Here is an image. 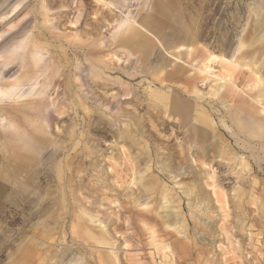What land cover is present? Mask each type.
I'll return each mask as SVG.
<instances>
[{
	"label": "rangeland",
	"instance_id": "1",
	"mask_svg": "<svg viewBox=\"0 0 264 264\" xmlns=\"http://www.w3.org/2000/svg\"><path fill=\"white\" fill-rule=\"evenodd\" d=\"M13 85L0 264H264V0H0Z\"/></svg>",
	"mask_w": 264,
	"mask_h": 264
},
{
	"label": "bare ground",
	"instance_id": "2",
	"mask_svg": "<svg viewBox=\"0 0 264 264\" xmlns=\"http://www.w3.org/2000/svg\"><path fill=\"white\" fill-rule=\"evenodd\" d=\"M239 11V10H238ZM182 49V48H181ZM3 52V51H2ZM223 59H225V58H223ZM217 60V56H214V55H210V57L207 59V61H206V63L205 64H203L202 65V69H199V71L200 72H203V73H206V74H210L211 73V63H213V62H215ZM198 71V70H197ZM258 80V82L256 81V83L257 84H259V83H261V79L260 78H258L257 79ZM206 82V81H205ZM16 86L17 85H13V86H10V87H0V102H3V101H9L10 102V100H13L14 98V95H16V93L15 92H17L16 91ZM16 88V89H15ZM21 89V88H20ZM19 89V90H20ZM21 91V90H20ZM15 93V94H14ZM18 93V92H17ZM19 93H21V92H19ZM18 96V95H17ZM159 96V95H158ZM17 99V98H16ZM19 100V99H18ZM16 101V100H15ZM199 102V101H198ZM203 103V102H202ZM213 104V103H212ZM144 110V109H143ZM176 128V127H175ZM214 128V127H213ZM216 129V128H215ZM239 129V128H238ZM57 130V129H56ZM219 130V129H218ZM214 132V131H213ZM228 135V134H227ZM217 137V136H216ZM219 137V136H218ZM220 138V137H219ZM257 145V144H256ZM194 148V147H193ZM197 150V149H196ZM206 150V149H205ZM210 151H212V150H210ZM214 153V152H213ZM206 154V153H205ZM200 155V154H199ZM146 161V160H145ZM242 161V160H241ZM244 161V160H243ZM169 167V166H168ZM164 170V169H163ZM180 171V170H179ZM148 175V174H147ZM198 175V174H197ZM101 177V176H100ZM173 178V177H172ZM102 179V178H101ZM177 179V178H176ZM175 179V180H176ZM174 181V180H173ZM194 183V182H193ZM193 185V184H192ZM196 186V185H195ZM191 187H194V186H191ZM186 189H187V187H186ZM198 189V188H197ZM196 189V190H197ZM194 190V189H193ZM182 193V192H181ZM192 193V192H191ZM195 193V192H194ZM187 195V194H186ZM196 195V194H195ZM194 195V196H195ZM201 196V195H200ZM202 196H204L203 194H202ZM201 196V197H202ZM197 197V196H196ZM169 198V197H168ZM195 199V198H194ZM199 199V198H198ZM203 199V198H202ZM205 199V198H204ZM196 201V200H195ZM169 202V201H168ZM199 203V202H198ZM190 204V203H189ZM145 207V206H144ZM189 207V206H188ZM111 214H112V212H111ZM173 214V213H172ZM109 216V215H108ZM111 216V215H110ZM114 216V215H113ZM199 220V219H198ZM117 224V223H116ZM179 232V231H178ZM182 232V231H181ZM151 240H152V237H151ZM72 259V258H71ZM43 260V259H42Z\"/></svg>",
	"mask_w": 264,
	"mask_h": 264
},
{
	"label": "crops",
	"instance_id": "3",
	"mask_svg": "<svg viewBox=\"0 0 264 264\" xmlns=\"http://www.w3.org/2000/svg\"><path fill=\"white\" fill-rule=\"evenodd\" d=\"M241 107H242V106H241ZM245 108H246V107H245ZM244 111H245V113L248 114L250 110H248V108H246ZM255 114H256V113H255ZM256 115L258 116V113H257Z\"/></svg>",
	"mask_w": 264,
	"mask_h": 264
}]
</instances>
